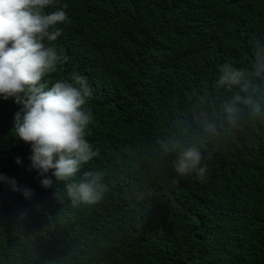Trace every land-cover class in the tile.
<instances>
[{
	"label": "trees",
	"instance_id": "trees-1",
	"mask_svg": "<svg viewBox=\"0 0 264 264\" xmlns=\"http://www.w3.org/2000/svg\"><path fill=\"white\" fill-rule=\"evenodd\" d=\"M59 10L64 37L45 44L67 60L44 80L92 84L86 138L99 154L71 181L49 172L53 186L43 187L31 145L13 134L22 106L0 96V173L19 189L0 182V264H264V121L248 108L231 120L224 111L237 93L264 105V0H54L46 9ZM225 63L245 73L247 92L219 85ZM172 140L200 149L204 181L177 177L176 153L160 145ZM87 171L103 172L108 191L73 206L65 184Z\"/></svg>",
	"mask_w": 264,
	"mask_h": 264
},
{
	"label": "clouds",
	"instance_id": "clouds-1",
	"mask_svg": "<svg viewBox=\"0 0 264 264\" xmlns=\"http://www.w3.org/2000/svg\"><path fill=\"white\" fill-rule=\"evenodd\" d=\"M53 3L54 0H0V96L5 100L13 98L22 106L15 113L13 134L31 145V167L38 171L45 188L53 186L49 172L56 181H71L82 165L99 154L86 138L93 120L88 107L92 103V84L80 75H73L72 82L56 81L51 87L44 80L67 60L58 55L55 47L45 44V40L52 42L64 37L57 24L65 22L67 16L63 10L48 13L46 9ZM220 73V86H241L245 76L242 70L227 63L221 66ZM241 91L247 92V85L241 86ZM242 108H248L251 116L264 121L260 114L264 105L251 95L235 94L224 111L231 120ZM12 121L11 116L9 124ZM205 130L215 132L216 126L208 122ZM258 130L263 133L264 127ZM160 145L164 154L176 153L172 166L178 178L195 174L198 180H205L208 165L197 146L175 140L161 141ZM0 182L19 190L15 179L3 173ZM174 182L179 183V179ZM65 187L73 206L96 204L108 191L101 171H87L79 183L69 182ZM31 193V189L23 190L25 197ZM55 195L60 198V194Z\"/></svg>",
	"mask_w": 264,
	"mask_h": 264
}]
</instances>
